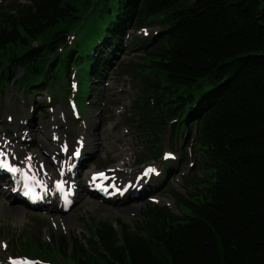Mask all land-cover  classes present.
I'll return each instance as SVG.
<instances>
[{
	"label": "trees",
	"instance_id": "1",
	"mask_svg": "<svg viewBox=\"0 0 264 264\" xmlns=\"http://www.w3.org/2000/svg\"><path fill=\"white\" fill-rule=\"evenodd\" d=\"M119 2L82 49L67 40L86 15L81 0L0 2V90L14 81L32 99L61 82L66 92L72 68L88 86L129 31L158 25L141 65L118 68L139 81L131 124L145 138L141 161L157 158L166 133L183 132L180 147L196 146L203 172L184 179L185 194L174 191L181 215L148 202L119 232L99 220L86 236L24 240V253L49 264H264V0ZM18 44L22 53L4 58Z\"/></svg>",
	"mask_w": 264,
	"mask_h": 264
},
{
	"label": "rangeland",
	"instance_id": "2",
	"mask_svg": "<svg viewBox=\"0 0 264 264\" xmlns=\"http://www.w3.org/2000/svg\"><path fill=\"white\" fill-rule=\"evenodd\" d=\"M2 1L4 0H0ZM82 1L79 7L82 13L86 12V15L79 26L77 22L70 26L76 35L73 44H77L81 49L86 46L91 34L99 30L111 16L106 9L121 5L119 0H88L87 3ZM158 28V25L150 24L147 26V31L129 32L125 52H114L110 56L109 64L99 80H95L90 75V89L92 90H89L90 94L81 92L82 88L85 90L89 87L84 83L85 76L79 69L72 80L71 90L63 91L64 86L58 82L56 90H50L51 92L43 90V92L34 94L32 99L31 97L28 99L12 81V84L0 90V135L18 141L19 148L28 146L30 150L36 152L38 158H43V168L49 173L55 171L54 166L51 159L44 154L45 146L43 144L40 146L37 141L43 140L56 153L61 154L64 152L61 146L64 137L72 141L71 149L75 148L74 144H77L80 139L79 141L87 144L85 150L88 151H83L85 158L76 172V179L89 176L92 171H107L112 166H118L120 171L117 175L121 178L120 182L128 179L134 180L135 172L143 166L139 160L143 157L144 150H140L139 145H146L143 135L136 133V128L130 125L133 117L132 114L130 116L132 101L137 95L139 81L136 80L138 78L136 74L129 73L124 68L119 71L118 68L126 62L141 65L140 57L147 49L144 45H149L146 41ZM23 48L20 44L13 45L6 51L4 58L11 57L13 53L21 54ZM21 74L22 70H19L17 76ZM207 88L208 85L194 87L192 94L197 98ZM81 95L84 98H81ZM71 99L80 109L78 119L73 118L69 109L68 102ZM42 105L45 106L44 113L39 111L43 109ZM50 133H56V135L50 136ZM177 135L176 138L174 136L170 138V142L167 136L164 137L160 144L158 158L147 162L149 165L152 163L155 172L161 170L163 166L165 168L169 163V171L163 173L162 176L153 177L155 181L157 180L156 185L144 188L138 197L131 198L128 195V198L124 200L125 205L129 206L127 210H117L114 207L118 206V202L102 200L85 193L83 189L76 197L75 205L64 213L54 208V205L51 211L46 208L34 210L14 200H2L0 204V264H13L10 258H37V254L31 256L24 253V243H39L40 239L53 243V238L57 239L60 234L65 237L68 235L86 236L93 231L99 220L113 222L119 232L117 223L132 225L140 220L142 209L147 202L168 206L173 213L181 215V210L171 197V194L174 195L171 188L185 194L188 187L184 178L203 172L199 166L203 161L201 153L196 146L189 145L188 139L181 149L180 140L183 133H177ZM56 138L57 141L54 140ZM55 141L60 144L54 145ZM170 143L173 147L169 146ZM165 153L167 156L178 158L173 162L168 159L163 160ZM141 171L142 169L139 172ZM1 189L9 191L5 188ZM12 205L22 207L23 213L11 212ZM68 215L72 217L69 221H65L63 216ZM24 240L26 242H23ZM53 261V264H69L59 257L54 258ZM32 264L43 263L35 260Z\"/></svg>",
	"mask_w": 264,
	"mask_h": 264
},
{
	"label": "bare ground",
	"instance_id": "3",
	"mask_svg": "<svg viewBox=\"0 0 264 264\" xmlns=\"http://www.w3.org/2000/svg\"><path fill=\"white\" fill-rule=\"evenodd\" d=\"M49 135L50 136L56 135V133H50ZM57 140L58 139H56V141ZM56 141L53 144L58 146L60 143L56 142ZM24 142H26V139H24ZM37 142L40 146H42V144L45 146L46 150H45L44 154L47 155V157L51 156V157H53L54 161L58 162V168L53 173H49L48 171L46 172L44 170L43 164H42V162L44 161L43 158H41V159L38 158V154L36 152L30 150V148L28 146L19 148L17 146V143H19L18 141H15L12 138L7 139L5 137H2L1 135H0V156L4 157V155L7 154L8 155L7 158H9L11 160L12 164H14V165H21L24 167H27V165H29L28 169L35 176H37L40 180H42L47 186H50V185L54 184V182L60 178V175L65 176L67 174V173L64 174L62 172V165H63L62 162L71 160V158L68 157L66 153H63L62 155L56 153L43 140H40ZM61 144H63V147L67 146V147H69V149L71 148L70 139H67L66 137H64L62 139ZM77 145H78L77 149H79L80 151H88V150H85L87 144H82L78 141ZM49 147H50V149H48ZM119 171H120V168L118 166L110 167V169L108 170V176H107V179L109 180V182L116 183L115 180H118V178H119V176L117 175V172H119ZM143 177H145V176L142 175L141 178H143ZM5 179L9 180L10 177L8 175H5ZM91 181H92L91 175H89V176H85V177L78 178V179L69 178L68 184L71 186V188L73 190H75V192H77V190L75 188L81 187L84 183H90ZM136 183H137L136 181H128L127 182L125 180L124 184L129 185L127 192L135 191L137 189V188H134ZM151 184H152V182L148 180L147 186H150ZM118 185L112 187V191H114L115 188H118ZM122 187L123 186H121L120 188H122ZM132 188H134V189H132ZM77 194H78V192H77ZM95 196H97L100 199L102 198V197L98 196L97 193H95ZM127 196H128V194H125L123 196L115 195L116 199H113V200L118 202V206L117 207L115 206L114 208L117 210L129 209V206L125 205V202H124V200L126 199ZM136 196H139V195H136ZM112 197H114V196H112ZM4 199L16 201V198L11 194L10 191L0 190V204H1L2 200H4ZM20 204L23 205L22 203H20ZM53 205H54V208L61 209L60 207H58L56 205V202L53 199H50V202L48 203V206L46 207V209L51 211L52 210L51 207ZM10 211L13 212L14 214L23 213L22 207H18L16 205H12V207L10 208ZM71 217H72L71 215H68L66 217L63 216L65 221H69L71 219Z\"/></svg>",
	"mask_w": 264,
	"mask_h": 264
},
{
	"label": "snow or ice",
	"instance_id": "4",
	"mask_svg": "<svg viewBox=\"0 0 264 264\" xmlns=\"http://www.w3.org/2000/svg\"><path fill=\"white\" fill-rule=\"evenodd\" d=\"M5 167L7 166V165H4ZM13 171H15V169H13ZM152 171H154V169H148L147 171H146V173H145V175H147L149 172H152ZM102 175V174H101ZM59 187H61L60 185H57V188H59ZM26 195H27V193H25ZM14 264H18V262H14Z\"/></svg>",
	"mask_w": 264,
	"mask_h": 264
}]
</instances>
